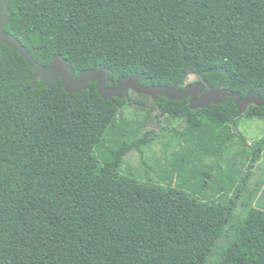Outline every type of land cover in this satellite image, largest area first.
<instances>
[{"label": "trees", "instance_id": "obj_1", "mask_svg": "<svg viewBox=\"0 0 264 264\" xmlns=\"http://www.w3.org/2000/svg\"><path fill=\"white\" fill-rule=\"evenodd\" d=\"M8 16L6 29L40 64L61 54L74 77L108 67L110 87L131 74L171 86L196 74L264 96V0H10ZM34 72L0 43V264H264V208L234 214L264 136L248 143L226 198L236 173L219 162L244 140L233 125L264 118V105L241 113L229 96L196 109L163 94L108 99L95 81L77 92L61 77L33 88ZM127 102L184 123L175 134L186 151L166 183L124 169L157 133L124 117ZM196 152L217 159L208 172ZM206 188L217 197L196 194Z\"/></svg>", "mask_w": 264, "mask_h": 264}, {"label": "rangeland", "instance_id": "obj_2", "mask_svg": "<svg viewBox=\"0 0 264 264\" xmlns=\"http://www.w3.org/2000/svg\"><path fill=\"white\" fill-rule=\"evenodd\" d=\"M196 79L195 74H190L185 82H192ZM130 95H134V92L132 91ZM122 112L125 118L142 126L143 131L153 129L157 132L150 142L143 147V154L132 150L125 156L124 169H131L140 177L166 183L169 180L168 170L173 168L175 159L184 155V151H186L184 141L175 134V130L179 131L183 128V121L170 118L167 114H162L155 108H151L150 112L146 109L135 108L128 102L122 106ZM233 127L234 131L242 135L244 140L237 136L233 145L225 152L223 159L219 161L224 172L231 173L234 171L236 173L233 181L230 182L231 185L228 191L226 193L225 191L220 192L224 193L225 198L229 197L239 178L246 170L250 150L248 143L251 144L264 136V118L241 116ZM194 160L198 161L199 169L204 172H208L211 164L217 162L215 157L199 154L198 152L194 155ZM196 161L194 162L196 163ZM181 163L187 162L182 160ZM213 174L215 179L222 178V175L220 176L216 170ZM201 178L202 183L211 179L204 174ZM172 182L173 184H181V180L176 176L173 177ZM196 194L203 199L217 197V195H214L213 188L200 189ZM252 194L254 195L253 198ZM246 205L264 208V149L247 178L242 194L237 200L234 214L243 213Z\"/></svg>", "mask_w": 264, "mask_h": 264}, {"label": "water", "instance_id": "obj_3", "mask_svg": "<svg viewBox=\"0 0 264 264\" xmlns=\"http://www.w3.org/2000/svg\"><path fill=\"white\" fill-rule=\"evenodd\" d=\"M10 0H0V43L9 45L14 51L20 52L35 70L32 75V87H37L38 79L49 85L57 77H61L64 88L68 92H77L89 87L88 83L96 82L98 93L103 98L113 99L114 97L126 98L129 91L133 90L137 93L149 95L156 98L158 94H163L167 98L173 100H181L189 97V105L192 109L206 106L210 102L218 103L225 97H233L235 103L242 113L250 104L257 106L264 105V96H260L256 92H251L245 97H241L237 92L228 87L222 86V80L217 87L209 85V89L204 91L205 80L196 81L180 87L182 81H177L173 85H142L138 75H124L117 79L116 85L108 86L110 82V74L108 67H98L84 71L74 77L72 67L61 54H56L48 65L40 64L23 43L18 40L6 27L10 22L8 16Z\"/></svg>", "mask_w": 264, "mask_h": 264}, {"label": "flooded vegetation", "instance_id": "obj_4", "mask_svg": "<svg viewBox=\"0 0 264 264\" xmlns=\"http://www.w3.org/2000/svg\"><path fill=\"white\" fill-rule=\"evenodd\" d=\"M196 75V74H195ZM197 76V79L196 80H194V81H192V82H183L180 86L181 87H183L184 85H186V84H189V83H193V82H196V81H200V80H205L207 83H208V85L207 84H205V88H204V91H206L207 89H209V85L210 86H213L206 78H204V76H198V75H196ZM218 85V84H217ZM217 85L216 86H213V87H217ZM133 90H130L129 91V94L128 95H130V93L132 92ZM134 93H137V92H135V91H133ZM188 97V96H187ZM188 99H189V97H188Z\"/></svg>", "mask_w": 264, "mask_h": 264}]
</instances>
